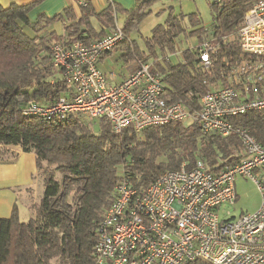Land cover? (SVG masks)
<instances>
[{"label":"trees","instance_id":"trees-1","mask_svg":"<svg viewBox=\"0 0 264 264\" xmlns=\"http://www.w3.org/2000/svg\"><path fill=\"white\" fill-rule=\"evenodd\" d=\"M152 1L136 0L126 12L123 31L128 37L149 13L146 8ZM252 1L210 3L213 23L209 35L204 27L189 33L198 35L201 42L211 38L212 43L219 44L210 53L206 68L195 58L196 49L185 51L177 64L169 63L165 57L166 51L175 52L174 39L184 31L181 13L157 24L151 36L145 38L151 54L137 49L132 55L128 46L126 61L134 55L141 61H146L148 55L155 58L153 47H160L167 68L155 60L152 70L161 76L165 97L197 111L199 99L206 91L228 84L239 47L236 42L221 39L237 30ZM40 2L0 4V160H7L6 146L20 145L22 151L34 153L43 183L42 196L32 205L34 214L27 221L19 219L16 207L10 217H0V264H98L93 252L97 228L119 179L125 178L137 189H143L184 161L187 168L201 160L210 171L223 170L240 159L242 148L236 135L202 134L197 121H170L139 132L129 126L114 133L105 118L96 119L99 129L95 132L92 123L74 115L65 119L24 115L22 109L29 100L50 105L71 90L53 66L52 43L69 44L78 38L89 43L106 35L105 30L98 34L94 31L90 24L92 15L106 27L114 24L112 7L91 12L86 4L81 7L78 22L64 25V42L48 28L54 21L72 20L73 14L67 17V10L52 17L39 14L32 19L28 13ZM187 19L193 26L199 24L196 13L188 14ZM234 122L248 127L264 144V112L251 111ZM215 163L217 167H213ZM187 264L211 263L195 260Z\"/></svg>","mask_w":264,"mask_h":264},{"label":"built area","instance_id":"built-area-1","mask_svg":"<svg viewBox=\"0 0 264 264\" xmlns=\"http://www.w3.org/2000/svg\"><path fill=\"white\" fill-rule=\"evenodd\" d=\"M222 4L227 0H204ZM79 6L86 2L79 1ZM129 38L116 26L100 39L69 44L54 41L52 63L71 87L50 105L31 99L24 115L82 120L105 118L120 133L162 125L170 121H197L204 135H236L240 159L226 169L210 171L197 160L157 176L143 189L125 178L113 188V199L97 228L94 256L98 264H264V190L259 179L264 168V144L250 129L234 122L251 112H264V0L252 1L235 32L223 42H236L238 60L231 66L228 84L206 91L200 109L191 111L181 101H168L159 73L150 62L135 59V67L110 83L98 67L100 57ZM197 58L205 68L219 44L211 38L196 44ZM219 163V162H218ZM215 163L213 167H217ZM241 175L257 184L262 205L249 214L220 216L222 205L236 200L235 179Z\"/></svg>","mask_w":264,"mask_h":264},{"label":"crops","instance_id":"crops-1","mask_svg":"<svg viewBox=\"0 0 264 264\" xmlns=\"http://www.w3.org/2000/svg\"><path fill=\"white\" fill-rule=\"evenodd\" d=\"M36 0H0V4L2 6H9L12 3H16L19 5L34 2ZM39 1V0H38ZM81 0H41V2L35 6L30 13V17L34 19L39 14H44L47 17H52L56 14H63L65 11L70 10V14H66L67 17L69 15L72 16V20L67 21H54L49 30H54L57 35H60L62 41L66 42L65 32H64V25L70 24L72 22H78L81 11L83 8L79 6L78 2ZM86 2L87 7L91 12H100L106 7H112L114 11V24L111 26H105L102 24L99 19L92 15L90 17V24L94 31L98 34L102 30L107 31L109 33L114 27L118 26V12H123L124 22L126 19V12L133 8L136 3V0H82ZM151 4L148 3L146 11L150 12L148 6ZM192 13V12H191ZM180 14V13H179ZM182 14V13H181ZM190 14V13H189ZM170 15L175 16L169 11L168 18ZM178 15V14H177ZM188 15V14H187ZM167 18V19H168ZM166 19V20H167ZM96 23H95V22ZM124 22L123 25H124ZM159 23V24H164ZM211 22V27H212ZM123 25L120 27L123 29ZM199 25V24H198ZM193 26L192 30L197 27L203 26ZM156 27V26H155ZM153 27V29L155 28ZM184 28V27H183ZM208 35L211 31L210 28L204 27ZM138 29V28H137ZM152 29V30H153ZM191 29L182 31L185 35V38L188 42V47L186 49H180L177 46L176 38L174 39V46L175 52L171 53L170 55H166L168 62L171 64H177L183 60L184 52L190 49L195 50L196 44H199L201 41L196 34H189L192 32ZM131 33V32H130ZM152 33V32H151ZM151 36V34H150ZM148 36V37H150ZM129 39L125 43H120L117 48L112 50L110 53L102 55L98 62V67L104 73L106 78L110 83H116L122 81L125 76L135 67V59H138L133 56L132 59L126 61L127 53H128V46H130V52L136 54L137 49L139 47L136 46L134 40H131L130 35ZM144 52V51H142ZM170 53V52H169ZM147 55V54H146ZM163 55H157L155 58L151 55H148L146 62H150L152 66L155 60L159 63L163 69L166 70L167 65L163 61L165 60L162 58ZM110 59V60H109ZM120 62L121 70L115 72L113 69L114 64ZM5 149L8 151L7 160H0V217H10L12 210L14 207L17 209L18 217L19 213L23 207L28 208L31 211L32 215L34 214V210L32 205L38 201L37 193L39 191L40 186H43L42 180L39 177L36 169L35 163V155L32 152H24L22 151L20 145H9L6 146ZM10 156V157H9ZM263 174V172H262ZM33 203V204H32Z\"/></svg>","mask_w":264,"mask_h":264},{"label":"rangeland","instance_id":"rangeland-1","mask_svg":"<svg viewBox=\"0 0 264 264\" xmlns=\"http://www.w3.org/2000/svg\"><path fill=\"white\" fill-rule=\"evenodd\" d=\"M211 4L204 0H154L148 6L150 12L145 15L141 21L138 23V29L132 30L129 34L131 40H134L135 44L141 51L145 53H149V48L145 43V38L150 36L153 27H155L159 23H163L168 18L169 11L177 15L182 13L184 15L182 19V26L185 30H189L193 28V26L189 23L187 19V14L196 13L199 17V25L206 28L211 29V22L213 21V13ZM123 12H118V26H122L124 22ZM95 22V21H94ZM96 23V22H95ZM176 44L180 49H186L188 47L187 39L183 33H179L176 38ZM154 52L157 55H161V48L158 46L153 47ZM173 52L166 51V55H170ZM151 54V52H150ZM110 60V59H109ZM115 72L121 70V64L118 62L117 64L112 65ZM88 124L92 123L93 130L95 132L98 131L99 125H97L96 120H88ZM188 121H185L184 124H187ZM7 156V155H6ZM10 157V156H9ZM262 177L259 179L260 185L264 190V181H262ZM235 188H236V200L233 205H222L220 216L225 219L226 210H230L232 217H239L241 214H249L256 212L262 205V194L257 184L252 182L251 179L243 177L241 175L236 176L235 179ZM43 193V186L41 185L39 191L37 193L38 201L41 198ZM33 204V203H32ZM19 219L21 221H27L32 213L28 208L23 207L19 213Z\"/></svg>","mask_w":264,"mask_h":264}]
</instances>
